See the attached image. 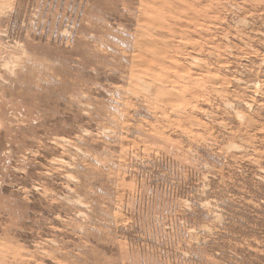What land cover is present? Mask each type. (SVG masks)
I'll return each mask as SVG.
<instances>
[{"label":"rangeland","instance_id":"obj_1","mask_svg":"<svg viewBox=\"0 0 264 264\" xmlns=\"http://www.w3.org/2000/svg\"><path fill=\"white\" fill-rule=\"evenodd\" d=\"M0 264H264V0H0Z\"/></svg>","mask_w":264,"mask_h":264}]
</instances>
